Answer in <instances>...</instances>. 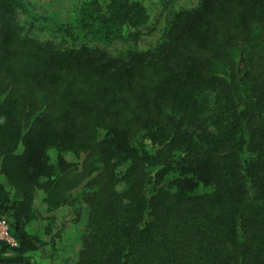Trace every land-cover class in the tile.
<instances>
[{
  "label": "trees",
  "instance_id": "trees-1",
  "mask_svg": "<svg viewBox=\"0 0 264 264\" xmlns=\"http://www.w3.org/2000/svg\"><path fill=\"white\" fill-rule=\"evenodd\" d=\"M173 2L79 0L57 22L0 0V221L17 242H0V264L44 249L29 229L37 191L50 214L90 178L75 264H264V0L170 9L139 50ZM51 148L84 156L80 170H56ZM175 157L182 175L163 187L161 169L146 193L147 167Z\"/></svg>",
  "mask_w": 264,
  "mask_h": 264
},
{
  "label": "rangeland",
  "instance_id": "rangeland-1",
  "mask_svg": "<svg viewBox=\"0 0 264 264\" xmlns=\"http://www.w3.org/2000/svg\"><path fill=\"white\" fill-rule=\"evenodd\" d=\"M24 3L32 4L29 10L33 15L41 16L42 14H55L57 22H68L72 18V11L77 5L79 0H22ZM199 0H174L173 4L166 10H164L160 16L158 25L149 34L141 36L137 48L139 50H147L153 48L160 40L164 31L166 18L172 10L179 9H191L197 6ZM18 21H23V16H18ZM34 38L40 41H50L54 45H58L59 39L50 40L48 36L39 33L34 30L31 34ZM127 47L122 42H114L105 47L106 51L110 53H116ZM97 140L106 138V131L100 130L96 133ZM141 148L150 157H154L159 147H156L150 139L142 140ZM21 147L17 148L16 154L21 153ZM47 157L50 165L56 170L60 171L70 166H79L84 156L76 159L70 153L60 152L55 148H51L47 151ZM61 157V159H60ZM180 159L182 158L179 155ZM177 157L173 159V162L166 167L162 166H149L147 167L146 174L148 181L145 186V192L149 193L153 188V183L156 179V174L159 170L164 169L165 174L161 178V186L166 187L172 184L177 178L182 175L183 165L179 163ZM119 173L122 169V164L119 163ZM80 170V166L78 167ZM95 177V174L92 178ZM87 179L83 181L76 189H73L70 193L73 202L66 206H60L56 211H52L50 214L47 213L46 206L42 200L44 195L42 192L37 191L34 195L32 203V214L33 218L30 222V231L37 234L38 237L43 239L45 242L44 249L39 251L29 252L25 254L24 259L26 264H75L76 262V250L79 239L84 235L86 231V218H87V207L80 202V192L84 188ZM6 187V186H5ZM121 188L120 185L118 187ZM197 193L208 192V189L201 184L197 185ZM71 200V199H70ZM2 219V218H1ZM13 239L10 235L9 228L0 229V242L5 243L10 249L17 247V242L14 240L12 243H8L5 240ZM6 255H11V250L5 251Z\"/></svg>",
  "mask_w": 264,
  "mask_h": 264
},
{
  "label": "built area",
  "instance_id": "built-area-1",
  "mask_svg": "<svg viewBox=\"0 0 264 264\" xmlns=\"http://www.w3.org/2000/svg\"><path fill=\"white\" fill-rule=\"evenodd\" d=\"M5 228H8V223H7L6 220L2 219V220L0 221V229H5ZM5 241L8 242V243H12V242H14L13 239H11V240H5Z\"/></svg>",
  "mask_w": 264,
  "mask_h": 264
}]
</instances>
